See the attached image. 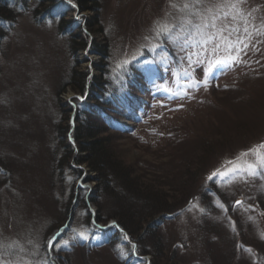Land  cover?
Here are the masks:
<instances>
[{
	"label": "rangeland",
	"instance_id": "rangeland-1",
	"mask_svg": "<svg viewBox=\"0 0 264 264\" xmlns=\"http://www.w3.org/2000/svg\"><path fill=\"white\" fill-rule=\"evenodd\" d=\"M184 4L195 8L181 10ZM97 6V11L76 6L63 23L54 12L55 18L37 21L31 0L0 44V241H18L23 248H8L2 258L11 264H54L65 251L62 264H149V253L139 251L134 258L139 246L125 234H89L78 201L72 220L64 221L74 176L63 146L74 142L68 133L63 140L59 134L71 124L69 109L79 97L67 86L73 69L96 76L94 64L102 62L115 82L147 56L155 66L148 71L160 68L161 77L149 78L151 96L138 116L115 121L131 134L110 139L156 183L178 178L175 171L197 170L180 194L167 200L183 210L155 229L165 255L176 264H264V166L258 163L264 155L258 148L264 144V0H97ZM201 7L220 16L217 28L227 29L215 55L212 45L193 55L202 52L198 44L182 50L167 34L157 35L161 25L188 19L200 24L188 13ZM72 20L84 29L71 28L67 21ZM91 40L106 45V58L88 51ZM236 47L243 48L239 56ZM249 164L255 175H248ZM83 166L75 177V200L82 194L92 214L97 210L86 191L95 186L94 173ZM204 186L210 194L203 195ZM95 198L106 210L105 195ZM83 242L94 248L86 251Z\"/></svg>",
	"mask_w": 264,
	"mask_h": 264
},
{
	"label": "trees",
	"instance_id": "trees-1",
	"mask_svg": "<svg viewBox=\"0 0 264 264\" xmlns=\"http://www.w3.org/2000/svg\"><path fill=\"white\" fill-rule=\"evenodd\" d=\"M30 1L0 0V44L14 26L18 12L30 8ZM32 1L31 13L34 18H37V21L55 18L53 12L62 21L68 12L77 7L81 11L86 9L97 11L98 9L97 0H77L75 4L73 2L69 4L66 0ZM67 22L72 24L70 25L71 28L82 26L84 29L79 20ZM92 24L88 23V25ZM66 28H69V25L61 29L65 30ZM88 45L89 52H96L101 58H106V45L99 46L92 40ZM146 61L147 56L139 63H131L126 71L119 74L115 82L106 77L105 65L102 62L94 64L98 71L96 76L88 77L86 72L73 69L67 86H70L72 91L84 99L77 97L73 99L69 109L72 113V123L67 128L61 127L59 129L62 140L68 133V137L74 142L73 144L66 143L63 146L64 155H66L64 160L65 162L70 160L69 169L74 176L72 178L74 181L73 192L71 191L70 194L72 196L71 204L64 208L66 216L64 221L72 220L75 206L79 202L83 204L85 209L89 234H92L93 231L104 232L96 228L95 225L97 223L105 225L108 220H113L115 224L105 232H109L112 237H121L125 234L135 245L139 246V249L133 250L137 255L134 258H139L141 256L139 251H143L151 254L152 259L149 264H176L175 261L165 255V245L155 229L160 223L179 215L183 210L175 208L177 202L167 203V200L173 201V196L180 194L182 186L187 183L186 179L191 174L193 178L197 170L193 168L181 172L175 171L178 178L173 175L169 182L156 183L158 182L156 178L149 179V177L144 176L140 167L133 163L135 160H127L123 157L110 139L112 135L128 136L131 134V130L124 131V128L115 121L119 117L138 116L147 105L148 96H151L147 88L149 78L161 77L162 70L158 68L148 71V68L155 66ZM156 65L159 66L158 63ZM85 94L86 97H84ZM133 108L137 109L135 114ZM69 118L70 116L67 117V120ZM75 149L81 154L73 155ZM81 165H84L83 167L87 171L94 173L95 186L93 190L86 191V196H90L88 201L97 210L94 215L91 214L85 202L81 200L82 194L78 196V200H75L77 196L74 193L75 177L81 176L82 172L78 167ZM185 175H187L186 178ZM210 191L212 190L209 187L204 186L202 193L206 195V193L210 194ZM101 194H104L107 199L106 210L104 205L102 210L101 201L95 198ZM189 204L190 201L187 200L185 206L187 207ZM83 245H86V251L94 248V246L87 245V242H83ZM123 245L127 249L126 253H130V251L132 253V247L130 249L126 242H123ZM64 254H66L65 251L56 256L53 254L55 256L54 264H62L61 259H65V257L60 256Z\"/></svg>",
	"mask_w": 264,
	"mask_h": 264
},
{
	"label": "snow or ice",
	"instance_id": "snow-or-ice-1",
	"mask_svg": "<svg viewBox=\"0 0 264 264\" xmlns=\"http://www.w3.org/2000/svg\"><path fill=\"white\" fill-rule=\"evenodd\" d=\"M197 3H199V0H197ZM174 8H179L178 5H172ZM231 7L235 8L236 5H231ZM195 8V5L190 4H184L182 6L181 10L184 9H193ZM189 16L196 17L198 16L201 20L200 24H193L191 19L181 21L179 25H172L169 27L167 24L161 25L159 27V30L157 32V35L159 36L161 33L167 34L174 42H179L181 45V49L183 50L187 46H191L195 48L197 44L200 46L202 52L201 53H193V55H201L205 52H208V46L212 45L211 53L210 55H215L217 49L220 47L219 43H217L218 39L224 38V32L227 30L223 27L217 28V25L215 21L217 19H220V16H218L211 8H203L201 7V10L199 11H189ZM241 11L237 10V15H241ZM223 18H228V13L223 14ZM232 19H235L236 17H231ZM185 25H188L186 28ZM230 27V26H229ZM208 29H214L215 31H208ZM244 34L245 38H248V29L247 27L244 28ZM238 43H243V40L239 38L238 36ZM229 50H232V45H228ZM244 47H247L245 44ZM235 52L237 56H239V53L243 51V48L236 47ZM189 60H191V56L188 57ZM258 148H264V144H261L258 146ZM243 155H248V153H244ZM231 163V161L229 162ZM258 163L261 164V166H264V155L259 156ZM249 172L248 175H255V165L249 164L248 165ZM223 175V174H221ZM211 179V177H209ZM237 204L241 203L240 201L236 202ZM80 235L87 239V236L84 233H80ZM67 244V242H65ZM49 245H52V242H49ZM135 246L133 245V248ZM8 248H20L21 251H23L22 246L19 245L18 241H13L11 244H5L3 241H0V264H11L10 261H7L2 258V254L7 251Z\"/></svg>",
	"mask_w": 264,
	"mask_h": 264
}]
</instances>
